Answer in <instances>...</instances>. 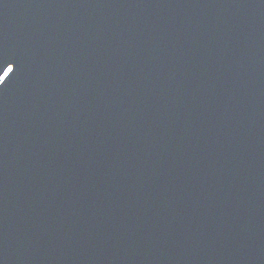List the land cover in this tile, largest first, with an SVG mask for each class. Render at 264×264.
<instances>
[{"label": "water", "instance_id": "1", "mask_svg": "<svg viewBox=\"0 0 264 264\" xmlns=\"http://www.w3.org/2000/svg\"><path fill=\"white\" fill-rule=\"evenodd\" d=\"M0 264H264V0H0Z\"/></svg>", "mask_w": 264, "mask_h": 264}, {"label": "snow or ice", "instance_id": "2", "mask_svg": "<svg viewBox=\"0 0 264 264\" xmlns=\"http://www.w3.org/2000/svg\"><path fill=\"white\" fill-rule=\"evenodd\" d=\"M13 71V68L11 69L10 73Z\"/></svg>", "mask_w": 264, "mask_h": 264}]
</instances>
